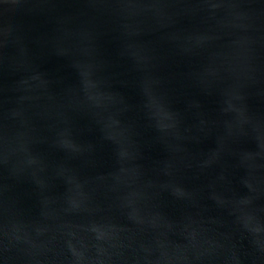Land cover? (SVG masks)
<instances>
[{"label":"water","instance_id":"obj_1","mask_svg":"<svg viewBox=\"0 0 264 264\" xmlns=\"http://www.w3.org/2000/svg\"><path fill=\"white\" fill-rule=\"evenodd\" d=\"M0 264H264V0H0Z\"/></svg>","mask_w":264,"mask_h":264}]
</instances>
